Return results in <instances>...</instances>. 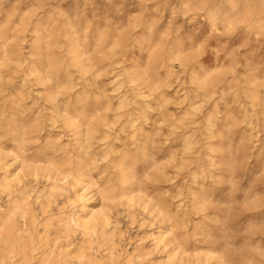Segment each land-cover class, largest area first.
<instances>
[{
	"label": "clouds",
	"instance_id": "obj_1",
	"mask_svg": "<svg viewBox=\"0 0 264 264\" xmlns=\"http://www.w3.org/2000/svg\"><path fill=\"white\" fill-rule=\"evenodd\" d=\"M0 264H264V0H0Z\"/></svg>",
	"mask_w": 264,
	"mask_h": 264
}]
</instances>
